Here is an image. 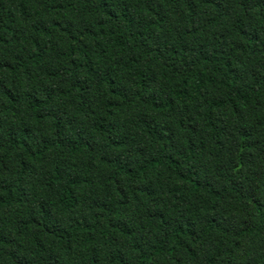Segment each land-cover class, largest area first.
<instances>
[{
	"label": "trees",
	"instance_id": "obj_1",
	"mask_svg": "<svg viewBox=\"0 0 264 264\" xmlns=\"http://www.w3.org/2000/svg\"><path fill=\"white\" fill-rule=\"evenodd\" d=\"M0 264H264V0H0Z\"/></svg>",
	"mask_w": 264,
	"mask_h": 264
}]
</instances>
